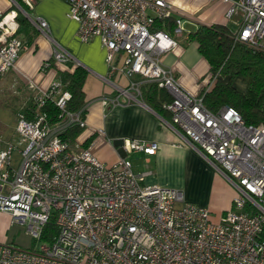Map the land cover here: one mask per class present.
<instances>
[{
	"label": "built area",
	"instance_id": "obj_1",
	"mask_svg": "<svg viewBox=\"0 0 264 264\" xmlns=\"http://www.w3.org/2000/svg\"><path fill=\"white\" fill-rule=\"evenodd\" d=\"M32 9L35 0H20ZM67 16L78 24L81 43L94 38L106 51L109 73L133 79L120 96L102 98L103 105L138 102L143 83L156 84L170 101L163 108L198 153L236 190L233 207L217 222L207 208L186 201L181 190L144 184L132 164L120 158L112 165L99 162L89 149L70 150L60 134L70 125L83 128L81 112L63 113L50 125L43 107L52 100L61 109L70 95L54 82L34 99L31 118L19 114L16 147L6 143L0 151V212L25 227L38 240L37 248L0 243V264H264V125H246L240 114L224 106L211 112L202 95L215 84L206 79L198 96L183 90L163 57L184 34L182 20L174 30L164 28L173 17L169 0H64ZM227 17L239 16L233 39L264 52V0H224ZM21 4L11 0L0 9V75L14 70L24 46L19 36ZM30 21L50 38L45 19ZM161 21L163 29L156 30ZM60 65L72 56L57 44L51 53ZM47 65V64H46ZM127 152L153 155L156 145L126 141ZM53 222L57 233L41 240Z\"/></svg>",
	"mask_w": 264,
	"mask_h": 264
},
{
	"label": "crops",
	"instance_id": "obj_2",
	"mask_svg": "<svg viewBox=\"0 0 264 264\" xmlns=\"http://www.w3.org/2000/svg\"><path fill=\"white\" fill-rule=\"evenodd\" d=\"M10 3L11 0H0V9L8 10ZM169 3L173 7V17L182 20L184 34L177 38V46L163 57L162 65L173 72L183 90L198 96L206 86L210 66L189 35L201 26L214 25L224 27L233 35L238 32L239 22L236 16L227 17L229 6L224 0H169ZM22 9L28 15L19 12L28 23L25 31L18 33L24 50L15 69L0 75V93L7 94L11 100L4 104L6 110L17 116L23 114L33 97L48 90L54 82L60 83L62 73L71 74L80 66L87 75L83 84L85 106L81 116L85 126L73 143L78 149H89L105 165L126 158L135 174L144 175V184L181 190L187 202L207 208L211 216L215 211L218 219L232 209L236 190L195 148L187 145L167 111L157 112L141 98L138 102L130 100L118 106L102 104V98L120 96V89H128L130 81L139 78L109 73L106 51L100 40L94 38L88 43L78 40V24L68 18V5L64 0H35L32 9L25 6ZM36 17L47 21L50 38L30 21ZM56 44L72 56V63L60 65L54 62L51 53ZM242 83L244 87L238 88L241 91L246 87ZM145 84L141 85V92ZM120 99L123 102L125 98L120 96ZM126 141L154 144L156 151L153 155L129 153L124 149ZM10 225V215L0 212V243L5 228Z\"/></svg>",
	"mask_w": 264,
	"mask_h": 264
},
{
	"label": "trees",
	"instance_id": "obj_3",
	"mask_svg": "<svg viewBox=\"0 0 264 264\" xmlns=\"http://www.w3.org/2000/svg\"><path fill=\"white\" fill-rule=\"evenodd\" d=\"M18 2L21 4V1ZM18 22L19 31L24 32L28 26L27 20L19 15ZM163 22L165 30L171 33L175 27V18L171 17ZM155 29H163L161 21L156 23ZM189 38L197 43L200 55L210 66V74L217 77L214 87L202 95L205 108L217 112L221 107L228 106L240 114L246 125L255 127L264 125V52L235 41L233 35L218 25L201 26L191 33ZM86 75L87 72L80 66L71 74L60 75L62 91L68 92L70 98L66 101L64 110H61L54 101H46L43 112L46 113L50 125L58 123L60 116L65 112L82 111L85 106L83 84ZM237 79L245 83L243 91L234 87ZM141 99L157 112H163V104L171 100L164 90L158 89L153 83H146L143 86ZM33 108L34 104L31 103L22 115L30 119ZM82 129L78 125H70L60 137L73 144ZM56 233L54 223L50 222L44 227L41 240L49 242Z\"/></svg>",
	"mask_w": 264,
	"mask_h": 264
},
{
	"label": "rangeland",
	"instance_id": "obj_4",
	"mask_svg": "<svg viewBox=\"0 0 264 264\" xmlns=\"http://www.w3.org/2000/svg\"><path fill=\"white\" fill-rule=\"evenodd\" d=\"M235 18L239 22L240 17L236 16ZM234 87L237 89L240 87L242 89L244 85L242 81H238V82H234ZM34 99L35 98L33 97L32 104H34ZM9 100L10 99L8 98L7 94L0 93V149H3L6 143H12L16 147V149L13 152V158L16 162H18L19 153L17 149L20 147L19 145L20 137L16 132V124L19 115L17 116V114H14L13 111H10L9 109L6 110L3 107L4 104H6V101L9 102ZM70 150L74 152H78L80 149H78L74 144H71ZM202 189L204 188H201V190ZM217 215L218 214L215 211L212 212V216H211L212 221L214 222L218 221ZM1 241H3L2 243L13 244L24 249L37 248V246H39L41 243L38 240L26 234L24 226H20L12 222L9 227L5 228L4 235H2Z\"/></svg>",
	"mask_w": 264,
	"mask_h": 264
}]
</instances>
